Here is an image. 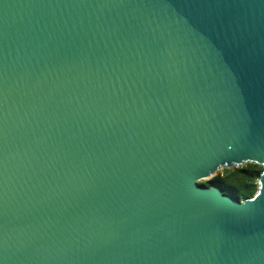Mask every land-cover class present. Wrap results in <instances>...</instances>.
<instances>
[{
	"label": "water",
	"instance_id": "obj_1",
	"mask_svg": "<svg viewBox=\"0 0 264 264\" xmlns=\"http://www.w3.org/2000/svg\"><path fill=\"white\" fill-rule=\"evenodd\" d=\"M0 264H264V0H0Z\"/></svg>",
	"mask_w": 264,
	"mask_h": 264
},
{
	"label": "trees",
	"instance_id": "obj_2",
	"mask_svg": "<svg viewBox=\"0 0 264 264\" xmlns=\"http://www.w3.org/2000/svg\"><path fill=\"white\" fill-rule=\"evenodd\" d=\"M262 171V166L247 163L241 167L224 168L220 174L211 180L199 184L217 186L222 193L232 195L235 199L242 201L255 195L259 186L257 178Z\"/></svg>",
	"mask_w": 264,
	"mask_h": 264
},
{
	"label": "rangeland",
	"instance_id": "obj_3",
	"mask_svg": "<svg viewBox=\"0 0 264 264\" xmlns=\"http://www.w3.org/2000/svg\"><path fill=\"white\" fill-rule=\"evenodd\" d=\"M243 165H245V164H242L241 166H243ZM241 166H239V167H241ZM223 169L224 168H220L216 173L212 174L209 178L202 179V180L198 181V183H204V182H207V181L211 180L212 178H214L215 176H217L218 174H220Z\"/></svg>",
	"mask_w": 264,
	"mask_h": 264
}]
</instances>
